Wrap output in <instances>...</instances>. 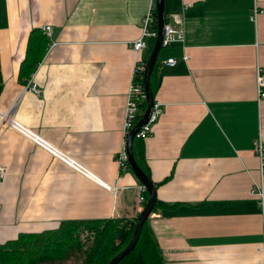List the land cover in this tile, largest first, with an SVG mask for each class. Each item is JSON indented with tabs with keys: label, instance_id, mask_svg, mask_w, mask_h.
Segmentation results:
<instances>
[{
	"label": "crops",
	"instance_id": "1",
	"mask_svg": "<svg viewBox=\"0 0 264 264\" xmlns=\"http://www.w3.org/2000/svg\"><path fill=\"white\" fill-rule=\"evenodd\" d=\"M153 2L0 0V113L24 129L0 118V245L65 221L134 219L144 209L142 184L119 157L138 61L132 44ZM258 4L254 21L255 0H165L166 25L182 34L160 52L154 99L163 114L145 138L162 203L150 224L164 264H264V217L252 194L264 185L253 151L264 137ZM36 29L48 42L35 72L23 76ZM32 79L40 94L25 90Z\"/></svg>",
	"mask_w": 264,
	"mask_h": 264
},
{
	"label": "trees",
	"instance_id": "2",
	"mask_svg": "<svg viewBox=\"0 0 264 264\" xmlns=\"http://www.w3.org/2000/svg\"><path fill=\"white\" fill-rule=\"evenodd\" d=\"M156 4V0H155ZM155 24L158 27L157 4L154 9ZM35 41V42H34ZM37 41V43H36ZM48 40L38 29L32 32L26 58L22 64L23 76H31L41 60ZM156 39L151 40L146 65ZM157 63L151 75L153 95L160 87ZM144 86V73L137 77ZM2 85L0 84V93ZM146 109L142 102L141 112ZM143 114L139 116L137 123ZM136 123V124H137ZM133 154L140 167L148 174L145 139L136 135ZM130 167L128 166V170ZM127 170V171H128ZM146 193L148 199V193ZM147 202L144 204V206ZM162 203L158 200L154 210ZM141 212L134 219L112 218L105 220L65 221L58 228L43 232L21 233L17 239L0 245V264H60L80 254L82 264H108L130 243ZM163 251L155 237L150 219L145 223L135 249L119 264H164Z\"/></svg>",
	"mask_w": 264,
	"mask_h": 264
},
{
	"label": "built area",
	"instance_id": "3",
	"mask_svg": "<svg viewBox=\"0 0 264 264\" xmlns=\"http://www.w3.org/2000/svg\"><path fill=\"white\" fill-rule=\"evenodd\" d=\"M155 0L153 2V5H151V8L149 12L146 15V18L144 20V28H143V33L142 36L135 41L132 44L133 50L138 54V61L137 65L135 67V73L133 77V82L131 83V88H130V93H129V98L127 102V107H126V116H125V121L122 126V133H123V140H124V146H123V151L120 154L119 160H120V165L122 171H127L128 166L130 167V164L128 162V156H127V142L128 138L130 135V132L133 130L135 127L139 116L142 114L141 113V104L142 102H145L146 100V94H145V89L144 86L137 81V77L145 72L146 65L144 64V61L140 57L141 54L149 48V41L153 39H157L158 36V31L157 29H154V24H155V17H154V9H155ZM260 6L258 4V0H255V8L253 12V20H257V16L260 13ZM47 35L51 36L52 29L49 26H43L42 28ZM182 34L181 29H175L172 28L169 25L165 26V31H164V41H163V46H168L171 45L179 39V35ZM177 60L176 59H169L166 64L168 66H174L176 64ZM257 84H258V94H259V102L264 101V70L262 68L258 69L257 72ZM26 91H31L35 94H40V88L37 83L33 81V79L30 81L29 85L25 87ZM163 114V108L162 105L159 103H155L153 111L151 113V116L149 118V121L147 124L141 129V131L137 134V136L146 138L148 135L151 133V130L153 128L154 123L158 121L160 116ZM0 118L1 120L13 127H16L19 130H23L21 125L15 122L13 118H11L7 114H1L0 113ZM26 132V131H25ZM31 136L36 142L39 144H43L42 140L40 137L33 135V134H28ZM45 147L46 144L44 143ZM57 157L62 159L63 161L71 164L75 169L80 171L83 174H88V172L83 169V167L79 165H75L74 161L70 160L67 156L64 154L54 150L53 148L50 149ZM254 153L258 156L259 161H260V173L262 176V179H264V137L261 134L259 138L255 141L254 143V148H253ZM90 176V174L88 175ZM6 177V171L5 169L0 167V180H3ZM111 188L110 186H108ZM143 192H146V189L142 186ZM116 192V189H115ZM252 194L257 196L260 201V206L262 209L263 217H264V185L262 184H255V188L252 190ZM147 202V199L142 196L140 198V203L144 205Z\"/></svg>",
	"mask_w": 264,
	"mask_h": 264
},
{
	"label": "water",
	"instance_id": "4",
	"mask_svg": "<svg viewBox=\"0 0 264 264\" xmlns=\"http://www.w3.org/2000/svg\"><path fill=\"white\" fill-rule=\"evenodd\" d=\"M157 3V13H158V36L155 42V45L152 49L150 58L146 64L145 72H144V89L146 94V109L140 119V121L135 125L133 130L130 132L128 142H127V156L128 162L130 164V168L138 178L142 186L146 189L148 193L147 204L144 209L141 211L135 231L133 233L132 239L130 243L127 245L125 249H123L118 255H116L108 264H119L127 255H129L137 246V243L140 239L143 227L145 223L151 219L156 204L158 202L157 189L153 181L150 179L148 174L140 167L137 163L134 154H133V141L136 135L141 131V129L147 124L151 113L153 111L155 105V99L151 87V75L154 71V68L158 62L160 52L163 48L164 41V31L167 22V13L165 10V0H156Z\"/></svg>",
	"mask_w": 264,
	"mask_h": 264
},
{
	"label": "rangeland",
	"instance_id": "5",
	"mask_svg": "<svg viewBox=\"0 0 264 264\" xmlns=\"http://www.w3.org/2000/svg\"><path fill=\"white\" fill-rule=\"evenodd\" d=\"M72 258L65 261V262H62L60 264H82V260H81V255L80 254H75V255H72L71 256Z\"/></svg>",
	"mask_w": 264,
	"mask_h": 264
}]
</instances>
